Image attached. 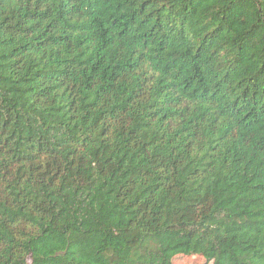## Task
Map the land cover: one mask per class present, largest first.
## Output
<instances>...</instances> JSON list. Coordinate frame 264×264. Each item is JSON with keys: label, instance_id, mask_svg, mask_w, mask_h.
<instances>
[{"label": "trees", "instance_id": "1", "mask_svg": "<svg viewBox=\"0 0 264 264\" xmlns=\"http://www.w3.org/2000/svg\"><path fill=\"white\" fill-rule=\"evenodd\" d=\"M264 264V0H0V264Z\"/></svg>", "mask_w": 264, "mask_h": 264}, {"label": "rangeland", "instance_id": "2", "mask_svg": "<svg viewBox=\"0 0 264 264\" xmlns=\"http://www.w3.org/2000/svg\"><path fill=\"white\" fill-rule=\"evenodd\" d=\"M173 264H208L201 256L176 255Z\"/></svg>", "mask_w": 264, "mask_h": 264}]
</instances>
